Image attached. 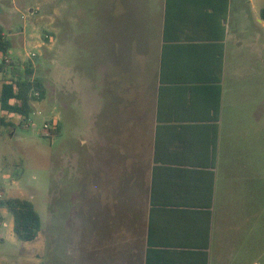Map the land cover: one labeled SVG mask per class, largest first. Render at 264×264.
I'll return each instance as SVG.
<instances>
[{
  "label": "crops",
  "instance_id": "0c3cea01",
  "mask_svg": "<svg viewBox=\"0 0 264 264\" xmlns=\"http://www.w3.org/2000/svg\"><path fill=\"white\" fill-rule=\"evenodd\" d=\"M255 4L94 0L93 71L75 76L88 34L66 1L64 86L87 93L81 168L98 191L106 178L118 184L116 225L97 230L112 254L131 246L121 264L136 252L141 264H262L264 9Z\"/></svg>",
  "mask_w": 264,
  "mask_h": 264
},
{
  "label": "rangeland",
  "instance_id": "374dc122",
  "mask_svg": "<svg viewBox=\"0 0 264 264\" xmlns=\"http://www.w3.org/2000/svg\"><path fill=\"white\" fill-rule=\"evenodd\" d=\"M66 1L0 0V27L11 43L6 57L8 71L0 73V91L4 81L14 75L25 76L27 68L33 70V79L41 80L46 89L45 99L33 102L34 113L30 119L13 116L15 126L0 129L1 198H23L33 202L42 220L40 240L43 245L39 248V240L19 241L13 230L12 216L4 210L0 213V221H8V226L0 225V236L6 239L3 243L0 238V264H13L1 258L13 259L16 253H21L20 264H113L112 260L114 264H121L124 258L127 260L125 256L131 247L118 251L124 253V258H119L118 253H110L109 239L99 241L98 226L104 224L111 229L116 225L111 221L116 208L112 205L111 189L118 188V184L106 178L105 184L102 183L106 189L98 191L95 180L81 168L82 156L89 151L81 140L83 132L80 129L87 93L82 84H75L71 94L64 86ZM255 1L259 13L264 9V0ZM71 2L69 14L78 20L80 27L86 26L84 37L88 34V42H83L88 47L80 54L84 61L80 58L73 73L82 69L89 75L94 65V58L90 59L94 27L90 26L88 31L87 23L91 24L90 10L94 0ZM124 178L130 179V176L124 174ZM85 199L92 201L87 205ZM98 205H102L108 217L101 224L96 218ZM137 243L141 245L136 237ZM136 245L135 249L139 248ZM26 250H31L29 257L25 256ZM132 261V264H141L138 252L133 253Z\"/></svg>",
  "mask_w": 264,
  "mask_h": 264
},
{
  "label": "trees",
  "instance_id": "16d2710c",
  "mask_svg": "<svg viewBox=\"0 0 264 264\" xmlns=\"http://www.w3.org/2000/svg\"><path fill=\"white\" fill-rule=\"evenodd\" d=\"M11 50V43L0 27V73L8 71L6 57ZM46 89L39 79H33V70L26 69L25 76L4 81L0 91V129L14 127L13 116L23 120L30 119L34 113L33 102L45 99ZM7 210L14 223L17 239L24 243L35 241L42 228V220L33 202L23 198H1L0 211ZM0 220L2 216L0 214Z\"/></svg>",
  "mask_w": 264,
  "mask_h": 264
},
{
  "label": "built area",
  "instance_id": "2783aa9c",
  "mask_svg": "<svg viewBox=\"0 0 264 264\" xmlns=\"http://www.w3.org/2000/svg\"><path fill=\"white\" fill-rule=\"evenodd\" d=\"M1 197H2V196L0 195V198H1ZM3 211H4V210L0 211V213L3 212Z\"/></svg>",
  "mask_w": 264,
  "mask_h": 264
}]
</instances>
